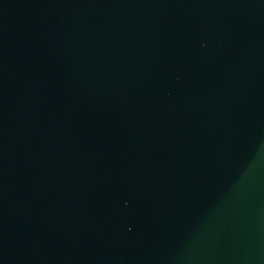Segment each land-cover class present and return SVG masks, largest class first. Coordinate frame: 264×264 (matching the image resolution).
Instances as JSON below:
<instances>
[{
    "label": "water",
    "instance_id": "95a60500",
    "mask_svg": "<svg viewBox=\"0 0 264 264\" xmlns=\"http://www.w3.org/2000/svg\"><path fill=\"white\" fill-rule=\"evenodd\" d=\"M0 264H264V0H0Z\"/></svg>",
    "mask_w": 264,
    "mask_h": 264
}]
</instances>
